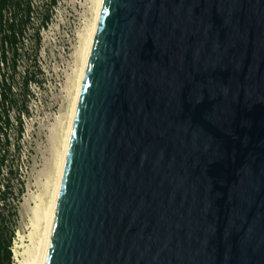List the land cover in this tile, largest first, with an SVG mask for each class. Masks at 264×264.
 Segmentation results:
<instances>
[{
    "label": "water",
    "instance_id": "95a60500",
    "mask_svg": "<svg viewBox=\"0 0 264 264\" xmlns=\"http://www.w3.org/2000/svg\"><path fill=\"white\" fill-rule=\"evenodd\" d=\"M44 264H264V0H102Z\"/></svg>",
    "mask_w": 264,
    "mask_h": 264
},
{
    "label": "rangeland",
    "instance_id": "374dc122",
    "mask_svg": "<svg viewBox=\"0 0 264 264\" xmlns=\"http://www.w3.org/2000/svg\"><path fill=\"white\" fill-rule=\"evenodd\" d=\"M32 4L35 11L21 52L25 58H19L17 73L11 82L16 84L14 98L18 110L25 105L27 113L21 115V127L14 115L16 111L11 113L8 142L2 145L4 153L1 152L6 166L1 184L8 186V200L16 211L12 247L15 242L27 243L33 210L51 168L52 152L58 140L57 127L66 122L70 107L69 84L76 72L74 56L80 45L79 34L86 26V7L89 6L87 0H56L53 6L49 0H32ZM47 13L50 18L45 27L39 29L36 51L33 47L35 31L40 27V17ZM26 66L36 81L23 89L20 83ZM6 210L4 207L2 213Z\"/></svg>",
    "mask_w": 264,
    "mask_h": 264
},
{
    "label": "trees",
    "instance_id": "16d2710c",
    "mask_svg": "<svg viewBox=\"0 0 264 264\" xmlns=\"http://www.w3.org/2000/svg\"><path fill=\"white\" fill-rule=\"evenodd\" d=\"M52 6L56 0H49ZM32 0H0V264H13L11 243L14 236V219L16 211L8 200V186L1 184V176L5 166V155L1 154L4 149L2 145L8 142V132L12 126V117L16 111L15 118L21 127V115L27 113L26 106L18 110L14 98L15 85L11 84L12 78L17 73L19 58H25L21 52L24 49V36L29 29L34 15ZM49 14L40 17V27L36 29V37L33 47L37 51L39 45V29L45 27L49 21ZM29 66L22 70L23 76L20 83L23 89L36 81L35 76L29 72ZM7 172L11 173L10 170ZM6 187V189H5ZM6 207V213L2 209ZM8 207V208H7Z\"/></svg>",
    "mask_w": 264,
    "mask_h": 264
},
{
    "label": "bare ground",
    "instance_id": "6f19581e",
    "mask_svg": "<svg viewBox=\"0 0 264 264\" xmlns=\"http://www.w3.org/2000/svg\"><path fill=\"white\" fill-rule=\"evenodd\" d=\"M87 2L89 6L86 7V26L83 32L79 34L78 39L80 45L74 56L76 72L69 84L70 107L69 111L67 110L68 113H66V122L63 120L66 123V127H64V122V124L62 122L60 124L58 123L59 125L56 133V138H58V140L56 148L52 152L53 159L51 168L43 184L44 186L42 185L43 190L38 198V203L35 204L34 210L32 208L34 212L31 219V230L26 239L27 243L25 244L21 241L22 243L18 244L15 242L13 247H11L13 264H44L45 262L52 219L60 186L61 173L65 162L68 139L74 120L77 98L102 4V0H87Z\"/></svg>",
    "mask_w": 264,
    "mask_h": 264
}]
</instances>
